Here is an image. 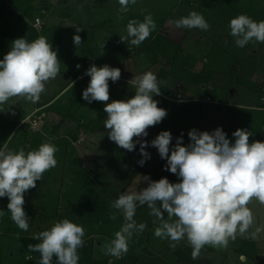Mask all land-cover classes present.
Instances as JSON below:
<instances>
[{
  "label": "rangeland",
  "instance_id": "obj_1",
  "mask_svg": "<svg viewBox=\"0 0 264 264\" xmlns=\"http://www.w3.org/2000/svg\"><path fill=\"white\" fill-rule=\"evenodd\" d=\"M2 1L4 2V0ZM70 5H73V9L70 11L72 14L69 24H75L78 20H81L82 12H86V8L101 7L102 4L95 3L91 5L89 1L71 0L69 2L65 0L62 2V6L57 8V12L65 13ZM10 8L7 5L0 4V23L2 22L5 25L0 24V60L10 51L13 41L21 38L17 31H21L22 36L27 38L29 42L44 36V32L49 31L47 40L49 43L52 42L53 50H58V59L61 63L60 73L68 70L67 65H72V63L78 65V61L80 62L84 58L87 59L81 45L90 52L95 48H102L103 45H110L111 42L112 45L124 51L126 69L125 71L121 70L122 81L120 83L109 81V102L114 101L113 97L117 92L120 95L119 100H122L121 89L125 99L135 96V86L129 83L135 74L140 75L152 71L161 83L166 76L172 80L169 79L170 82L167 87L160 84L161 94L154 96V99L159 102L158 106L166 109L168 115L161 123L149 127V135H151V131L158 133L165 131L168 126L173 128L182 127L186 133L193 129L212 132L223 122L227 123L224 117L229 116L232 120L231 127L234 132L238 129H247L252 132L251 136L256 139L255 141H260L262 135L261 123L260 116L256 113L241 110L237 107L223 108L217 105L211 107L210 105L201 104L200 100L191 102L192 106L189 108L188 105L170 103L172 100L169 95L175 94L174 96L177 97V93H182L178 85H173L177 80L185 83L187 78L191 77V75H188L189 71H194L193 73L196 74L198 65H204L205 78L217 73L223 74L225 79L227 77L236 80V82L238 80L242 82L240 85L235 83V88L232 86L233 90L231 91L235 93L232 100L234 104H250L254 101L256 103V99H258L260 105V95L258 93L263 86L259 88L258 81L261 80L264 74V43L254 40L244 48H240L236 46L235 38L230 35L228 25L232 18L242 13L257 21L264 20V0H137L136 4H129L128 11L122 17L124 20L120 21L124 24H128L133 19L143 21L144 17L150 13L157 24V29L138 47L130 44L128 46L126 41L121 42V36L127 35V26L126 24L122 28L117 26L119 21H116V24L111 23L114 24V27L101 28L103 35L107 37V41L104 38L101 39L102 34L99 32L97 39L103 44L99 41L90 43L88 42L89 31L84 30V33L80 34L77 29L74 31L68 23L64 24L62 21L61 26L52 27L46 24L45 30L41 31L42 29L34 27L36 19L43 20L38 16L40 11L37 13L36 8L24 9L23 13L14 9L13 12ZM191 11L202 13L210 24V29L203 31L199 28H177L174 21L187 16ZM59 17V14L49 15L48 17L44 15L45 20L48 18V21ZM76 34L82 37L83 44L79 45L75 51L73 38ZM182 37H184V41L180 43ZM173 39L178 42H173ZM199 39H201L200 45ZM108 41L109 44H106ZM171 67L175 68L170 71ZM235 69L236 72L240 71L241 73L238 79L235 76ZM241 77L243 78L241 79ZM246 78L248 82L245 81ZM59 79L56 77L51 84L46 82L45 88H54V91L59 86ZM90 79L82 81L71 90L70 99L80 97L79 100L74 99L70 102L71 106L67 105L62 108L60 104L51 105L49 108H43L42 111H35L28 118H23L35 109L38 102L41 104V100L32 103L24 97H19L16 102H19L21 106L18 107L13 102L15 99L10 98L4 105H0V111H2L0 112V149L6 141H8L6 150L24 148L28 152L38 148L43 143H51L58 148L56 152L57 166L46 171L43 174V179L37 181V186L25 193L24 208L30 219L28 231L20 229L12 221L8 209L9 198H0V210L4 211V215L0 216V264H40L41 254L30 251L29 245L39 243L40 241L35 239L37 234L50 229L55 222L65 218L82 225L86 232L84 246L78 250L79 264L262 263L264 258V232L260 233L259 238H254L251 233L257 227H264V204H260L255 199L248 205L253 211L255 223L247 233H238L236 239L231 240L227 248L205 245L199 257L193 259V248L186 237L179 242H174L170 239L166 240L155 236V228L158 226L159 221L150 214L151 209L145 204L137 207L135 220L138 224L144 223L146 225L149 222L150 227H146L143 232L136 231L133 233L128 242L131 251L118 257L105 254V246L110 243L115 237V233L125 223L123 212L115 209L113 203L122 193L134 192L136 188L128 184L125 185L126 187L124 186L125 188L117 185L110 186L109 179L103 181L101 186L99 182L101 180L100 174L107 172L110 177L114 173L117 175L115 171L122 168L117 166V168L109 170L106 164L108 162L117 163L119 159H126V167L131 166L135 169L137 156H140L141 153L139 143L136 146L134 155H131L133 151L119 147L109 137L100 135V137H97V133L108 132V129L104 126L105 123L94 121L86 124V121L79 117V109H81L83 114L88 115L87 117L90 119H99L101 116L100 111L104 112L107 103L94 101L88 105L89 102L83 99V91L88 87ZM249 79H253L252 85ZM114 85H118V87H114ZM190 85L186 88H190ZM195 87L196 90L193 92L184 89L182 100L202 98L201 93L204 89L202 90L200 86ZM231 91L221 89V87L216 89L215 87L211 95L214 101H226V99L229 101ZM205 93L203 92V94ZM226 95L227 98H225ZM67 99L68 97H65V100ZM27 104L28 106L25 107ZM165 104H167V107ZM179 108L189 109L185 114ZM73 116L74 118H72ZM251 118L254 119V124L251 122ZM35 122L38 123L36 127ZM226 123L225 126L227 127L229 123ZM178 130L180 133L183 132L181 129ZM13 131L17 132L9 137ZM9 138L11 139L9 140ZM149 153L154 157V153L152 154L151 151ZM86 157L92 159L87 165ZM150 163H145L148 170L155 166V164ZM100 168L103 169L102 172ZM77 178L79 179L77 180ZM113 215L116 216V219H112ZM165 218H167L166 212ZM171 243H176L177 246L172 248L170 247ZM133 246L136 248H133ZM132 249H134V253ZM250 249L257 256L263 255V258H258L256 263H254L255 259L252 260L253 258L246 261L244 259L241 262L240 253L245 251L249 253ZM130 252L131 255H129ZM56 259V257L53 258V264H55Z\"/></svg>",
  "mask_w": 264,
  "mask_h": 264
},
{
  "label": "clouds",
  "instance_id": "obj_2",
  "mask_svg": "<svg viewBox=\"0 0 264 264\" xmlns=\"http://www.w3.org/2000/svg\"><path fill=\"white\" fill-rule=\"evenodd\" d=\"M137 0H119L121 12H127L129 4ZM177 28L207 31L210 24L202 13L191 11L187 16L174 21ZM230 35L236 46L244 48L249 42L264 43V20L257 21L247 14H240L229 22ZM157 24L149 13L143 21L133 19L127 24V35L121 42L140 46ZM79 31V29H77ZM74 44H83L79 34L74 35ZM104 47V45H103ZM81 65H77L79 69ZM60 71L58 50L52 42L40 36L29 42L27 38L13 41L10 51L0 60V105L10 98L20 96L32 103L41 99L46 82L55 79ZM90 83L83 91V99L107 102L105 127L109 138L119 147L135 151L140 144L143 166L151 154L147 151V137L150 126L161 123L168 112L158 106L154 96L161 94V82L152 71L136 75L129 82L135 86V96L124 100H110L109 81L121 78V69L110 65L98 67L93 64L87 69ZM2 112V111H0ZM233 143L218 127L212 132L193 129L188 133L190 143L183 144V134L172 145L171 131H161L151 141L162 159H166L165 170L176 174L180 182L172 183L167 177L148 181V187L139 192H124L113 203V207L124 214L125 223L106 247V255L120 256L129 250L128 242L136 231L143 232L144 223H137L135 215L138 206L151 209L159 224L155 236L179 242L185 237L193 248L192 258L197 259L205 245L227 248L237 234H245L255 223L249 203L255 199L264 204V142H250L252 132L238 129L233 134ZM171 146V147H170ZM58 148L43 143L26 152L0 149V198L8 197V209L12 221L22 230L28 231L30 219L25 211V193L37 186L46 171L57 166ZM159 205V206H158ZM165 212L167 218H165ZM4 211L0 210V216ZM112 219H116L113 215ZM264 227H257L251 235L259 238ZM86 235L82 225L70 219H63L35 236L40 241L29 245L30 251L41 254L40 264H79V249L84 246ZM176 243L170 247L175 248Z\"/></svg>",
  "mask_w": 264,
  "mask_h": 264
},
{
  "label": "crops",
  "instance_id": "obj_3",
  "mask_svg": "<svg viewBox=\"0 0 264 264\" xmlns=\"http://www.w3.org/2000/svg\"><path fill=\"white\" fill-rule=\"evenodd\" d=\"M64 1L65 0H4V2H3L2 0H0V4L1 5H7L8 8L11 7L10 9L13 12L15 10L17 12L20 11L21 13L24 12V9L36 8L37 13H38V11H40V15H38V16H40L43 19V20H41L43 22V28L41 31H43V30H45L44 28L46 27V24H48V26H52V27L53 26H61L60 25L61 21L64 22V24L65 23L69 24L70 16L72 14V12H70V11L73 9V5H70L68 7V9L65 11V13L57 12L58 11L57 8L61 7L62 2H64ZM68 1L71 2V0H68ZM83 1H89L91 5H94L95 3L102 4L101 7L100 6L99 7L94 6L95 8H86L85 9L86 12L81 11L82 12L81 20H78L75 24L74 23L69 24V27L73 28L74 31L76 29H79L78 32L80 34L84 33V30H86V32L89 31L90 36L88 38V42L94 43V42L99 41V43L103 44L99 39H97L98 38L97 34L99 32L102 34L101 39L104 38L107 41V37H105L103 35V32H102L103 30L101 28H104L106 26L114 27L113 26L114 24L112 25L111 23L116 24V21L117 22L119 21V24H117V26H119L121 28L125 27L126 23L124 24L122 21H120V20H124L122 17L125 16V12L120 11L121 5L119 4V0H101V1L100 0H82V2ZM6 3H9V4H6ZM57 14L60 15L59 18H52V20L50 19L49 21H48V18H47V20H45V18H44V15L46 17H48L49 15L54 16ZM0 24H2V22ZM123 24H124V26H123ZM2 26H5V25L2 24ZM126 26H127V24H126ZM90 30H92V31H90ZM41 31H39V32H41ZM17 32L21 35V38H24L22 36L21 31H17ZM49 33H50L49 31L48 32L45 31L43 34L44 37L48 38ZM25 37H27V36H25ZM115 37H117V36L115 35ZM183 39H184V37H182L179 42L183 43V41H184ZM173 42L177 43L178 41L173 39ZM200 42H201V39H199V45H200ZM106 44H109V41ZM81 48L83 49L82 51L84 54H86V58H87V59H85V58L82 59L80 62L77 60L78 65H81V67L78 69L77 63H72V65H67L68 70H65L64 72H61V73L59 71V74L57 76L58 78H60L59 79L60 81L58 83L59 86L57 85L58 88H56L54 91H53L54 88H49V89L45 88V91L41 94V99H40L41 104L38 102V105L35 107V109L33 111L29 112L28 115H25L23 118H28L35 111H38V110L42 111L43 108H49L51 105H59L60 104L61 107L63 108L64 106H67V105L71 106L69 103L72 102L74 99L79 100V98H80L79 96L72 97L73 100L70 99L69 98L70 92L79 83H81L84 80H88L89 78H91L90 76L86 75L85 73H86L87 69H89L93 64H95L98 67H103L104 65L107 64V65H110L111 67H114V68L118 67L122 71H125V69H126L124 51H122L121 48H119L115 45H112L111 42H110V45H107V46L104 45V47H102V48H95L93 50H90V52L88 51L87 48L83 47L82 45H81ZM76 49H77V46L74 45V50L76 51ZM120 51H122V52H120ZM62 66H63V63H62ZM174 68L175 67H171L170 71H172V69H174ZM189 68H190V66H189ZM76 70H78V71L76 72ZM189 70H191V69H189ZM193 72L194 71H192V72L189 71L188 75L189 76L191 75V77L187 78L185 83L177 80V82L173 85V86L178 85L179 86L178 88L180 91H182V93H180V92L177 93L176 94L177 97L174 96L175 94H170L169 95L170 99L173 101V102L171 101L170 103L176 104V105H183V106L188 105V107L190 108L192 106L191 102L192 103L195 101L198 102V100H200L201 104L210 105L211 107H213L214 105H217V106H220L223 108L237 107L238 109H241V110H247L248 112L256 113L258 116H260L261 132H262L260 141L264 142V74L261 77V80L258 81L259 86H260L259 88H261V86H263L262 89H259V93H258L260 95V105H259L258 99H256V103L254 101V102H250V104H234L232 102L234 95H235V93H233L231 91V90H233L232 86H234V88H235V83L240 85L242 82H240L239 80L236 82V80H234L232 78L230 79V78L226 77V79H225L223 74H217V73H215L212 76H207L205 78L204 75H206V74H205L204 65L203 66L198 65V69H197L196 74H194ZM235 74H236L235 75L236 79H238V76H240L241 73H240V71L236 72V69H235ZM242 78L243 77H241V79ZM68 79H69V81H68ZM169 79L170 78L168 76H166L162 80L161 85L164 87H167L169 85L168 83L171 80V79L170 80ZM120 81H122L121 78L117 82L120 83ZM245 81L248 82V79L246 78ZM52 82H53V80H50L47 82V84L48 83L51 84ZM124 82H126V81H124ZM249 82L252 85L253 79H249ZM109 84H110V82H109ZM189 84H191L190 88L189 87L186 88V86H188ZM195 86H200V88H202V90L204 89L203 92H206V93L203 94V92H202L201 95L202 96L205 95L206 97H209L211 100L207 101L203 97L202 98L198 97L197 99H194V100L193 99L182 100V97L184 95V93H183L184 89L185 90L188 89L189 92H193L196 90ZM114 87H118V85H114ZM215 87H216V89L221 87V89H226L227 91H231L232 93L230 95L229 101H228V99H226V101H214L211 94H212V90ZM180 88H182V89H180ZM197 90H200V89H197ZM109 91H110V89H109ZM122 92H123V90L121 89V96H122L121 99L124 100L125 97H124V94ZM253 94H254V92H253ZM19 97L20 96L12 97L15 99V100H13V102H15L18 107L21 106V104L19 102H16ZM65 97H68V99L65 100ZM119 98H120V95H119V92H117L116 95H114L113 99L119 100ZM225 98H227V95ZM63 101H64V103H62ZM89 104L90 103H88V105ZM163 105H164V103H163ZM27 106H28V104L25 105V107H27ZM95 106L98 108L97 105H95ZM165 106L167 107V104H165ZM189 108H179V109H181L186 114L188 112ZM100 114H101V116L99 119L93 120V119H90L89 117H87L88 115L83 114V111L81 109H79L78 115H79V117H81L83 119V121H86V124L94 122V121H100L101 123L104 124L106 119H107V113L100 111ZM44 116H45V114H44ZM72 118H74V116ZM224 118L226 119L227 123H229L228 126L226 127L225 126L226 122L225 123L223 122V124H220V126H218V127L222 126L223 130L227 133L228 138L234 143L235 137L232 135L234 133V131L231 127L232 120L230 119L229 116L224 117ZM251 122L254 124L253 118H251ZM178 129L183 130V132L180 133V131ZM165 130L171 131L173 134V141H172L171 146L175 145L176 139L178 137H180L181 134H183V144L185 146L191 142L190 138L188 136V133L184 132V129H182V127L181 128H173V127L168 126L165 128ZM15 132H17V131H15ZM15 132L13 131L9 137H12L13 136L12 134H14ZM158 134H159L158 132H152L151 131V135H148L146 137V140L149 142V145L147 147V151L149 149V152L151 151L152 154L154 153L153 154L154 157L151 156V158L147 160L146 164L151 162L150 164H152V165L155 164V166L151 167L150 170H148L145 167L146 164L141 166L139 164V161L141 159H143V157H141V154H140V156H137L135 166H134L135 169H133L131 166L129 168L126 167L127 166L126 162H125L126 159H124V160L119 159L117 161V163L108 162L106 164L107 169L112 170V169L117 168V166L122 168V169H118L117 171H115V172H117V175L114 173L111 177H110V174L107 172L101 173L100 174L101 180L99 181L100 184L103 181H106L109 179L110 186L117 185V186L124 187L126 184H128L129 186L133 185L136 188V189H134V192H139V191H142L144 188L148 187V184H149L148 181L144 180V176H150L151 180H156V181L160 180L161 178L167 177L170 180V182H172V183L180 182L181 178H179L176 174H173L170 171L165 170V165L167 163V160L162 159L159 152H158V149L151 146V141L154 138H156ZM99 135L103 136V137H109L108 132L106 133V132L102 131V133H97V137ZM10 139L11 138H9V140ZM134 139L135 140H145V137H143V138H139V137L135 138L134 137ZM107 140H108V138H107ZM255 140L256 139H254L252 136H250V142H254ZM7 142L8 141L5 142V145H4L5 148H6ZM134 153H135V151H133L131 155H134ZM91 160L92 159L90 157H86V165L89 164V162ZM127 160H128V157H127ZM100 170H101V168H100ZM102 170H101V172H102ZM96 171H97V169H96ZM148 173H149V175H148ZM78 179L79 178H77V180ZM101 186H102V184H101ZM145 208H148V207H145ZM150 218H151V216L149 217V219ZM146 227H150L149 222L146 224ZM133 248H136V247L133 246ZM128 251H131V250H128ZM132 251L134 253V249H132ZM131 254L132 253L130 252L129 255H131ZM240 254H241V259H240L241 262L244 261V259L246 261L248 259L251 260V258H253L252 260L255 259L254 263H256L258 258H263L262 257L263 255L257 256V255H255V253H253V251L251 249H250L249 253L245 251L244 253L241 252ZM259 264H264V258H263V262L259 263Z\"/></svg>",
  "mask_w": 264,
  "mask_h": 264
},
{
  "label": "built area",
  "instance_id": "obj_4",
  "mask_svg": "<svg viewBox=\"0 0 264 264\" xmlns=\"http://www.w3.org/2000/svg\"><path fill=\"white\" fill-rule=\"evenodd\" d=\"M34 27L38 28V29H42L43 28V22L41 21V19H36L34 21ZM203 98H205L207 101H210L211 99L209 97H206L205 95L202 96ZM38 126V123L35 122V127Z\"/></svg>",
  "mask_w": 264,
  "mask_h": 264
}]
</instances>
